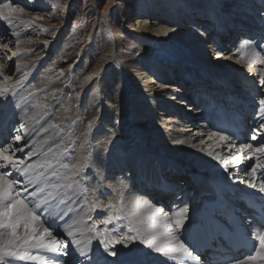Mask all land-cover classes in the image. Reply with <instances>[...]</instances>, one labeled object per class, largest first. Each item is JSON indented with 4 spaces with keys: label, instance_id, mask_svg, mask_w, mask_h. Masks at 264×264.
Instances as JSON below:
<instances>
[{
    "label": "bare ground",
    "instance_id": "1",
    "mask_svg": "<svg viewBox=\"0 0 264 264\" xmlns=\"http://www.w3.org/2000/svg\"><path fill=\"white\" fill-rule=\"evenodd\" d=\"M189 1V5L191 3L190 7H184L186 15L192 14L191 6L197 10L196 16L204 12L208 13L212 8H215V11L217 10L220 15L215 16L214 20L216 21L213 23H216V27L214 26L210 36H206L205 33L210 26L201 27V20L191 21L188 16V18L183 17L180 11H176L169 18L168 22H171L169 24L174 27H181L184 24H186L185 27H189L186 30L187 36L184 38L188 51L183 50L178 57L186 58L188 61L186 65L190 69L187 71L185 68L176 67L179 71L178 80L180 85H177L178 87L172 86V75H162L163 72L162 74L158 73L159 63L147 66L144 63L138 62L132 65V63L127 62L123 70L126 71V76L122 75L125 72L119 73L117 69L118 82H121L122 85H127L119 95L123 101V125L127 126V128L129 127L126 133L127 137L123 134H118L111 125L116 118L115 110L109 101L105 102L104 105L103 100V97L110 96V91L99 94L98 90L99 95L93 99L95 102L93 109L99 115L93 120L92 126L101 123V129L99 128L100 131L97 133H92V130H89L86 137H84L87 142L84 141V144L79 145L80 147L76 150L77 158L72 165H70L73 160L70 157L72 153H67V159L63 158V155H58L61 153V148L64 147V145L62 147V143H64L62 141L68 135H57L55 137L52 135V140L49 138L51 141L46 143L48 134L45 137L46 141L42 142L44 147L39 148V139L41 138L39 133L41 130H48L45 123L47 117L45 113L41 114L43 108L39 96L28 93L26 81L29 83L32 80V75L22 72V74L14 77L10 76L12 65L6 62H9L11 57L17 55L15 60L21 63L25 59L26 53L23 55L21 52L19 55L18 52L17 54L14 53L16 49L11 48L14 45L12 43L14 36L12 33L8 34V31H15L14 21L15 24L18 22L21 26L27 20L23 19L24 15L19 17L11 16L12 24L9 25L8 20L0 18V24L2 22L6 23V27L8 24V29H5L3 24L2 26L0 25L1 35L5 36L3 41L0 38V90L13 88L6 95L0 96V125L3 126L0 134L5 133L4 130H6L8 131V138L11 139L13 149H10L7 154L12 155L15 159L27 157L24 159L22 168L31 165L26 175H21L18 171L11 168L7 169V171L12 178L22 182L17 185V191L20 192L21 198L25 199L30 207L39 212L43 226L48 227L51 225L49 230L62 243L69 244L68 251L74 256L78 257L79 253L71 245V238L66 235L69 230L74 232L76 239L88 244L89 258L97 250L103 253V248L99 243L102 237L95 235L89 229L94 221L103 219L109 214V211H112V209L107 207L109 204L116 207L123 205L126 218L119 223L107 226V228L103 225L98 227L101 233H106L109 238L119 239L136 234L135 231L130 233L129 227L143 230L157 219L151 215L152 209L142 208V205L148 203L149 200L157 205L156 208L153 206V209L159 210L161 213H167L169 216L172 212L187 207L188 213L186 215L195 217L202 207H206L214 199L216 192L227 190L226 188L220 189L214 184L219 185L222 183L234 187L236 191L229 197L236 203L239 200L235 196L242 193L257 197L264 196V193H260L258 189H253L248 184L240 182L241 180H253L252 168L258 162L264 165V152L256 151L257 148L264 147V130L256 131L259 129L260 124L264 122V115H261V106L259 105V100L264 98V85L260 84V73L264 70V65H261L256 60L252 61L250 69L253 70L251 72L252 76L247 77L234 74L236 69L233 70V73L231 72L232 69L227 71L220 67L208 70L209 68L199 63L200 61L198 60H202L205 57L207 53L205 46L211 43L210 47L217 55L216 63L220 62V57L223 58L226 55L228 58L235 59L243 64L246 63L245 67L246 65L249 66L248 60L240 58L239 55L244 49H240V45L238 47L233 46L236 38L243 37L245 34L249 36H247L248 38H242L241 42L245 39H251L253 49L264 54V45H261V42V44L258 43L257 40L260 35H257L259 32L258 26L264 23V19L262 17L255 19L250 17L259 6L262 7L261 4L264 5V0H235V2L233 0ZM245 2L247 3L245 4ZM240 7L242 8L239 9ZM163 8L160 10L164 11L165 8ZM219 8L220 10H218ZM3 10L0 9V12L6 15ZM151 16L154 17L153 15ZM155 17L156 21L153 22V25L156 26L155 29H148L147 22L149 18L147 16L138 17L135 19L136 23L131 26L130 33L141 34L140 37L147 38V40L164 38L163 30L167 28L168 32H170L169 30L172 27H166L169 24H166L164 17L159 18L156 15ZM201 33L203 35L205 33V37H201ZM4 42L7 43L9 49L13 50L12 55L9 56L7 53V57L9 56L8 61H2L3 53L7 51L6 48L1 46ZM215 45L218 47H215ZM257 45L260 47H256ZM121 52L126 53L125 50ZM197 55L199 57H196ZM191 56L194 57L195 61L199 62L195 63L192 61ZM113 59L111 57V61ZM211 63L212 61H210L209 65ZM257 68L259 70L261 68V71L257 70ZM211 75L215 77L211 78ZM5 76H7V79H5ZM29 76L31 80H28ZM113 76V74L104 76L102 72L100 76H97L96 81L98 80V85L105 81L108 84ZM218 78L223 80L224 86H221L222 83ZM253 78L257 80L256 82L263 89L262 92L254 86ZM155 79H158L159 82ZM119 83L118 86L120 85ZM168 90H171V92ZM184 91L191 93V99L187 100V95L183 94ZM251 92L254 94L250 98ZM229 96L234 98L237 103L238 101L243 102V108L246 107L248 109L245 110L247 114H250L252 110L256 111L257 118L255 120L249 115V121L252 120L253 135L256 136L255 140L252 139L253 135L251 140L246 141L244 144H238L232 139L228 142H221L218 136H213V139L209 140V136L218 133L213 130L210 117L215 115V111L218 113L221 110V106L225 105L224 100ZM188 101L191 103L189 106L186 105V107L191 109V112H194L192 116H188L189 114L186 111L184 112L182 108V105L184 106V103ZM200 101L205 103L202 105ZM35 103L38 105L35 106ZM113 110L114 112L111 113ZM155 110H159L161 113L159 115L165 118L164 125H153V123L157 124L156 122L148 123L147 125L155 126L152 131L147 130L145 127H140V125L146 126V124L140 123L143 120L154 121L153 113ZM163 110L167 112V115L161 112ZM36 116H39L40 119L37 120ZM134 116L135 118L133 119ZM177 123L181 125L180 128L175 127ZM123 125L122 127H124ZM130 129H133L131 136L129 135ZM185 132H193L191 134L193 140L190 136L186 137ZM17 135L21 137V141L18 144L15 141ZM112 135H115L114 138H110ZM121 135L126 140L120 141ZM219 135L222 134L219 133ZM130 139L135 143L129 144L128 141ZM96 140L100 142L98 141V143ZM201 141H204V143L202 144ZM229 144L232 147H229ZM241 145H251V151L241 152ZM2 146L6 147L7 145L4 144ZM209 146L214 152L219 151L222 159L228 162L227 171H225L221 162L212 159L206 154V149ZM3 147H0V154L3 153ZM65 147L63 150H65ZM17 148L23 149V151H17ZM86 149H88L87 152H85ZM52 154L56 155V157H53L48 165L42 166L43 162H45L44 160ZM236 155H240L242 158L238 166H234L231 159ZM101 159L102 162L96 166ZM84 161L85 166L83 168L81 166L80 168L82 169H80L78 165L81 162L84 163ZM88 161L90 164H88ZM181 162L190 165L186 166V164ZM67 165L69 166L64 168ZM88 166L96 167H89L83 174V179L78 183L79 176ZM125 172H128L129 175ZM262 177H264V168H257L254 182L259 185ZM126 184L130 186L124 191ZM143 185L150 189H145ZM159 187L169 190L177 188L179 194L172 199L173 195L162 194L157 189ZM49 193H52L55 197L52 204V215H49V206L36 208V204L40 203L46 194ZM121 195L123 200L120 199ZM170 202H172L173 208L169 210L166 209V206ZM93 205H96V207H93ZM129 212L133 213V215L128 216ZM164 223L168 225V221H164ZM42 230V228L39 229V231ZM20 231L23 230L20 229ZM187 231L188 229L181 228L176 233L177 240L183 242ZM129 246L132 249V253H127L123 243L116 247L119 251L128 255L148 253L147 264H177L181 262L180 257H165L160 253L147 249L139 241H133ZM25 252L33 256H45L48 258V263L50 262L51 264H53V261H57V264H64V261L68 259V256L57 257L56 254L47 252L45 249L30 248L25 249ZM108 259L116 260V264H120L117 258L108 257ZM15 261H18L17 264H44L40 260L28 259H13L11 264H15ZM246 262L255 264L254 261L246 260Z\"/></svg>",
    "mask_w": 264,
    "mask_h": 264
},
{
    "label": "rangeland",
    "instance_id": "2",
    "mask_svg": "<svg viewBox=\"0 0 264 264\" xmlns=\"http://www.w3.org/2000/svg\"><path fill=\"white\" fill-rule=\"evenodd\" d=\"M233 1L235 2V0ZM189 2V0H0V9H3L5 3L17 9H22V11L12 13L11 16L19 17L24 15L23 19L27 20L24 21L25 23L21 26L18 22L15 24L13 20L15 31H8V34L12 33L14 36L12 40L14 45L11 46V48L16 49L14 53L17 54L18 52V55L20 52L22 55L26 53L24 56L25 59L21 63H18V61L15 60L17 55H14L9 60L8 58L12 55L13 50L9 49L7 43L4 42L1 46L2 48H6L7 51L3 53L2 61L8 59L9 62L6 63L12 65V70L10 72L11 77L22 74V72L27 75H32V80L30 79V75L28 80L31 81L29 83L26 81L28 93L37 94V96H39L43 108L41 114L45 113L47 117L45 123L47 124L46 127L48 130L40 131L39 135H41V138L39 139V148L44 147L42 142L46 138H48L47 141L45 140L46 143L51 141L52 135L54 137L57 135H68V137L62 141L64 142L62 143V147L63 145L65 147L67 143L65 150H63L64 147L61 148V153L58 155H63V158L67 159V153H72L70 156L73 159L70 163V165H72L77 158L76 150L80 147V144H84V137H86L89 130L91 129L92 133H97L101 129V123L92 126L93 120L99 115L98 112L93 109L95 103L93 99L100 93L107 91H110V96L103 97L104 105L105 102L109 101L115 110V112L113 110L111 113L114 112L116 114V118L113 123L111 121V125L118 134H123L127 137L126 133L129 127L127 128V126L123 125V101L119 97L121 91H123L127 85L125 86L122 85L121 82H118L117 69L119 73H122L127 62L132 63V65L139 62L147 66L149 64L154 65L155 63H159L160 68L157 69L158 73L160 72L162 74L163 72L162 75H172L171 84L172 86L178 87L180 82L178 80L179 71L177 68H185L187 71L190 69L189 66L186 65L188 62L187 59L181 56L178 57L179 53H182L183 50L188 51L184 43V38L187 36L186 30L189 27H185L186 24L181 27H174L169 24L171 23L168 22L169 18L174 15L176 11H180L183 17L188 16L191 21L201 20V27L210 26L209 30L205 31L206 36H210L214 26L216 27V23H213L216 21L214 20L215 16L220 15L217 10L215 11V8H212L210 12H204L205 14L203 13L196 16L197 10L192 6V14L186 15L184 7H190L191 3L189 5ZM246 3L247 2H245V4ZM239 4L241 5V3ZM261 5L262 7L259 6L260 8L258 7L250 17L253 19L262 17V19H264V5ZM162 8L164 11L160 10ZM241 8L242 7L239 9ZM218 10H220V8ZM155 15L159 18L164 17L166 19V24H169L166 25V27H172L171 30H169L170 32L164 35V38L147 40V38H141V34L139 35L135 32L130 33L129 30L131 26L136 23L135 19L138 17L147 16L149 18L147 22L148 29H155L156 26L153 25V22L156 21ZM36 17H39V19H35ZM2 24L5 29H8V24L7 27L5 25L6 23L2 22ZM2 24L0 25L2 26ZM261 24L262 25L258 26L260 35L257 40L258 43L261 42L262 44H260L264 45V23ZM204 35L202 33L200 34L201 37H205ZM0 38L2 41L5 39V36H2L1 32ZM242 38H245V36L236 38L235 42L233 41V46L235 45L234 47H238ZM210 44L205 46L207 53L202 60L198 59L200 62L195 61L194 57L191 56L192 61L201 63L208 67V70H213L212 68L214 67H220L227 71L232 69L231 72L233 73V70L236 69L234 74L236 73L238 76H252L251 72L253 70H250L251 67L247 65L245 67L246 63L243 64L240 61L226 57V55H224L223 58L218 57L221 60L219 63H216L217 55L215 51L211 49L210 46L212 44ZM223 45L225 46L224 43ZM215 47L218 46L215 45ZM122 50H125L126 53H122ZM7 53L9 54L8 57ZM111 57L114 58L113 61H111ZM196 57L199 56L197 55ZM210 61H212V63L209 65ZM257 70H259V68H257ZM259 71H261V68ZM102 72L104 76L114 75L108 84H106V81L101 83L104 87L101 84L98 85V80L96 81L97 76H100ZM123 72L125 73H122V75L126 76V71ZM10 76H8V78H10ZM212 76L213 75H211V77ZM89 77L94 78L88 79ZM256 81L257 80H254L253 82L254 86L262 92L263 89L260 88L261 86H259V83ZM117 82L120 84L119 86ZM9 90H7V92ZM168 91L171 92V90ZM183 94L187 95V100L191 99V93H189V91H184ZM190 103L191 102L188 101L184 103V106L182 105L184 112L186 111L187 114H189L188 116L194 115V112H191L192 110L186 107V105L189 106ZM204 103L200 101V104ZM37 105L38 104L35 103V106ZM91 105H93L92 108ZM161 112L167 115V112L164 110ZM159 114H161L160 111L155 110L153 113L154 121L143 120L140 123L146 124V126L140 125V127L142 126L152 131L155 126L147 125L148 123L151 124V122H156L157 124L153 123V125H164L165 118ZM38 117L39 116H36L37 120L40 119V117ZM134 118L135 116L133 119ZM90 123L91 127L89 126ZM122 125L124 127H122ZM175 127L180 128L181 125L177 123ZM132 130L133 129H130L129 131L130 136ZM117 133L115 134L117 135ZM192 133L193 132H185V136H190L191 138ZM252 135L250 134V140ZM114 136L115 135H112L110 138H114ZM8 139L6 145H12L11 139ZM191 139L193 140V138ZM124 140H126V138H123L121 135L120 141ZM98 141L99 140H96V142ZM128 143L134 144L135 142L130 139ZM87 151L88 149H86L85 152ZM161 152L163 151L161 150ZM53 157H56V155H50L47 158L48 162L47 159L44 160L45 162H43L42 166L51 163ZM99 161L100 162L96 166L102 162V159ZM181 163L186 164V166L190 165L183 162ZM88 164H90L89 161ZM68 166L69 165L64 168ZM78 166L79 168L81 166L83 168L85 166V161L84 163L81 162ZM96 166H88L85 168L83 173L79 176L78 183L83 179V174L89 167ZM125 173L129 175L128 172ZM128 186L130 185H125L124 191L128 189ZM47 195L48 194H46V196ZM148 203L152 204L155 208L157 206L151 200H149ZM246 260L247 259L240 261L238 264H248ZM17 263L18 261H15V264ZM254 263L264 264V261L256 260ZM48 264L51 263L49 262Z\"/></svg>",
    "mask_w": 264,
    "mask_h": 264
},
{
    "label": "snow or ice",
    "instance_id": "3",
    "mask_svg": "<svg viewBox=\"0 0 264 264\" xmlns=\"http://www.w3.org/2000/svg\"><path fill=\"white\" fill-rule=\"evenodd\" d=\"M4 11L7 13L0 12V18L8 20L9 25L12 24L11 14L17 11H22V9H17L5 3L3 5ZM35 19H39L36 17ZM168 29L163 30V34L167 35ZM260 47V46H256ZM240 49H244L239 53L240 58H246L251 67L252 61L256 60L261 65H264V54L253 49V42L251 39H245L240 44ZM94 77H89L88 79H93ZM7 79V76H5ZM260 84L264 85V70L260 73ZM7 89L0 90V96L6 95ZM259 105L261 106V115H264V98L259 100ZM91 127V123L89 125ZM264 130V122L259 126L256 131ZM213 136H218L219 141L228 142L230 141L229 136L219 135L215 133L209 136V140L213 139ZM252 139H256L253 135ZM17 144L21 141V137L17 135L15 137ZM203 144L204 141H201ZM3 147V146H0ZM229 147H232L229 144ZM251 145H241L240 151H251ZM12 149V145H7L3 147V153L0 154V264H11L13 259H28V260H40L44 264H48V258L45 256H33L25 252V249L36 248L45 249L47 252L56 254L57 257L68 256V259L64 261V264H116V260H109L108 257L117 258L120 264H147L148 253H137L135 255H128L127 253H132V249L129 246L133 241H139L147 249L151 251L160 253L165 257L178 256L182 259V264H189V262H195V264H200L202 257L197 254L194 255L195 246L189 245L186 241H178L176 233L179 232L181 228L190 229L192 233L197 232H211L214 228L219 227V221L215 215L201 216L198 221L195 217L187 216L188 208H180L169 214L161 213L159 210L153 209L152 204L144 203L142 208L152 209L151 215L156 217L148 227L143 230L133 229L129 227V232L135 231V235H128L121 237L119 239L109 238L106 233H101L99 225L107 226L113 225L114 223H119L125 217V209L123 205L116 207L115 205L109 204L107 207L112 209L109 214L103 219L94 221L91 225L89 231L97 236L102 237L99 241L100 246L103 248V253L99 250L94 252L89 258L88 244H85L82 240L76 239L75 234L72 230L67 231L66 235L71 238V245L76 248L79 256H74L69 253V244L62 243L59 239L55 237L52 231L49 230L51 225L44 227L41 223V217L39 212L35 211L25 199L21 198L20 192L17 191V185L22 182L12 178L11 174L7 169L11 168L18 171L21 175H26L28 173L31 165L22 168L24 165V159H15L12 155H8L9 150ZM17 151H23V149L17 148ZM257 152H264V147L257 148ZM206 154L214 160L221 162L224 166L225 171L228 170L229 164L226 160L222 159L219 151L214 152L209 146L206 149ZM31 155V154H29ZM232 164L238 166L241 163V156L236 155L232 158ZM75 167V166H73ZM257 168H264V165L259 162L255 167L252 168L253 180H241V183H246L249 187L253 189H258L260 193H264V177H262L261 182L257 185L254 182ZM79 170L77 171L78 174ZM246 195L244 193L241 196ZM123 200V196L120 197ZM55 197L52 193L45 196L40 203L36 204V208H42L43 206H49V215H52V204ZM96 207V205H93ZM261 213L264 214V204L261 205ZM128 216L133 215L129 212ZM168 221V226L164 223ZM187 221V223H186ZM261 221L264 222V215H261ZM54 222V220H53ZM42 228V231L39 229ZM22 229L23 231H20ZM257 246L255 255H249L247 257L248 261L261 260L264 261V230L258 232L256 236ZM124 245V249L127 253H123L117 249V245ZM53 264H57V261H53ZM203 264H207L204 261ZM238 264V262H236Z\"/></svg>",
    "mask_w": 264,
    "mask_h": 264
}]
</instances>
